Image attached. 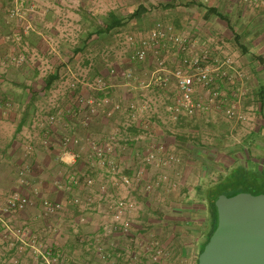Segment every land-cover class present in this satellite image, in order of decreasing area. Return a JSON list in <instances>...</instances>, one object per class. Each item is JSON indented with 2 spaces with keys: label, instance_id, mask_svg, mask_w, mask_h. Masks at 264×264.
<instances>
[{
  "label": "crops",
  "instance_id": "0c3cea01",
  "mask_svg": "<svg viewBox=\"0 0 264 264\" xmlns=\"http://www.w3.org/2000/svg\"><path fill=\"white\" fill-rule=\"evenodd\" d=\"M154 1L33 0L26 18L19 19L7 15L11 0H0V53L15 50V44L3 36L20 31L21 45L28 56V61L19 66L0 64V203L12 191L26 194L30 199L24 208L1 215L0 264H43L31 247L34 236L44 246L62 249L71 264H101L79 239L80 235L99 230L100 216L84 211L82 205H69L67 198L71 195L85 197L102 185L113 194L122 195L127 190L109 179L101 168L90 166V149L85 142L90 137L128 133L116 157L122 171L128 175L142 164V157L151 145H161L163 155L174 153L179 157L176 165L167 168L162 164L146 165L144 173L145 179H151L165 169L176 180L175 186L164 184L150 193L134 195L141 204L134 224L140 241L154 239L173 251V257L162 264L197 263L207 215L202 216L198 225H190L191 221L181 219L180 212L174 211L173 206H188L194 200L206 201L205 191L214 183L204 184V166L211 160L209 150L220 152L233 144L232 150L239 147L245 154L249 150L262 157L261 163L264 161V24L261 12L238 0H214L216 8L213 4H208L209 7L197 4L207 13L194 22L189 21L186 12L179 10L191 6L192 0H182L183 8L174 5L173 0H159L164 10L161 16L151 17L154 6L150 4ZM168 3L174 4L168 6ZM158 20L172 25L181 34H188L200 44L206 43L210 51L216 47V51H211L216 56L233 59L244 76L234 81L219 80L217 85L224 90L227 101L234 102L239 113L246 116L244 120L228 118L213 109L172 118L166 110V103L175 94L170 73L165 85L153 83L133 89L123 85L121 73L125 69L139 73L140 84L151 79L155 67L153 55L149 53L142 63L132 61L125 36H142ZM213 25H216V33L204 28ZM236 35L245 46V52L237 45ZM208 36L215 39L208 42ZM227 40L235 46L230 47ZM234 49L241 55L239 58ZM181 55H177L173 47L164 53L169 70L179 64ZM79 73L88 81L102 79L110 85V103L106 108H111L113 102L122 105L133 102L138 107L146 102L147 111L137 112L132 118L121 109L113 111L111 117L98 112L85 119L77 110L76 94L102 96L103 93L85 85L71 92L68 83ZM52 113L58 114V120L48 123L46 117ZM125 123L130 126L126 127ZM65 136L79 139L70 144L66 152L61 147ZM224 139L228 140V147ZM25 168L29 172L23 182L21 173ZM216 169L220 171V165H216ZM75 171L91 176L93 183L90 186L81 183L70 191L57 186L56 182L66 181ZM45 198L61 202L64 211L45 215L41 205ZM80 215L86 219L75 229L73 223ZM175 216L182 220L181 225L172 222ZM182 226L190 230L178 228ZM188 234L190 239L185 238Z\"/></svg>",
  "mask_w": 264,
  "mask_h": 264
},
{
  "label": "built area",
  "instance_id": "2783aa9c",
  "mask_svg": "<svg viewBox=\"0 0 264 264\" xmlns=\"http://www.w3.org/2000/svg\"><path fill=\"white\" fill-rule=\"evenodd\" d=\"M59 1V0H58ZM244 6L251 9H258L264 24V0H238ZM33 0H11L7 7V15L11 18L25 19L27 10L31 9ZM6 41L15 44V50L7 53H0V64L3 66H19L28 61V56L22 48V33L13 31L3 36ZM208 42L215 39L208 36ZM128 47L131 48L130 58L136 63H142L147 59L149 53L154 57L155 67L151 72V79L145 84L141 83L139 73L134 69H125L122 73L123 85L128 89L139 86H150L157 83L165 85L168 74L174 79L175 94L166 103V110L174 119L181 115H192L197 111L209 109L222 112L228 118L244 120L246 116L239 113L234 102H228L224 90L217 85L219 80L234 81L236 77L244 76L242 70L238 69L230 57H220L211 51L206 43H198L188 34H181L172 25L156 21L153 27L142 36L128 34L125 36ZM200 44V45H199ZM173 47L177 55L182 54L179 64L171 71L166 65L164 53ZM113 71V70H112ZM114 72V71H113ZM140 84V85H139ZM79 85H85L92 89L101 91L102 96L77 95L75 103L85 119L101 112L111 117L113 111L124 109L129 116L134 118L137 112H145L148 109L146 102L138 107L133 102L122 105L113 102L111 108H106L110 103L108 93L110 85L102 79L88 81L84 74H74L68 83L71 92L77 90ZM1 106V102H0ZM48 123H55L58 114L47 115ZM125 126H130L125 123ZM128 137V133H108L100 138L90 137L85 142L89 146V164L92 167L101 168L108 175L109 179L126 188L125 194H113L102 185L99 190L85 197L71 195L67 202L71 206L82 205L84 211L97 213L100 218L99 230L90 235H80L79 239L85 242L95 260L101 264H162L173 257V251L168 246L158 243L154 239L140 241L134 232L136 217L139 216L141 204L134 197L136 193H150L166 184L175 186L176 180L164 169L159 171L151 179H145L146 165H163L165 168L176 165L180 159L174 153L163 155L161 145H151L147 153L142 157V164L136 168L132 175L125 174L121 165L116 161L119 148ZM76 137L65 136L62 138L61 147L66 152L70 144L77 143ZM163 169V168H162ZM29 170L22 171V181H25V174ZM81 183L90 186L93 178L87 174L72 172L64 182H56L57 186L65 191ZM30 203L26 194L19 191H12L7 194L4 201L0 203V223L3 222L1 215L6 212L16 211L24 208ZM45 215H55L64 211V205L55 200L45 198L41 202ZM85 216L80 215L75 229L85 221ZM21 234L22 231L18 230ZM31 247L33 253L38 256L43 264H71L70 259L62 249H54L51 246H44L32 237Z\"/></svg>",
  "mask_w": 264,
  "mask_h": 264
},
{
  "label": "water",
  "instance_id": "95a60500",
  "mask_svg": "<svg viewBox=\"0 0 264 264\" xmlns=\"http://www.w3.org/2000/svg\"><path fill=\"white\" fill-rule=\"evenodd\" d=\"M215 215L196 264H264V192L226 191L215 201Z\"/></svg>",
  "mask_w": 264,
  "mask_h": 264
},
{
  "label": "rangeland",
  "instance_id": "374dc122",
  "mask_svg": "<svg viewBox=\"0 0 264 264\" xmlns=\"http://www.w3.org/2000/svg\"><path fill=\"white\" fill-rule=\"evenodd\" d=\"M177 1L174 0L176 6L183 8L182 7L183 5H181L182 0H177ZM198 3L205 5L207 7H209L208 4H213V5H215L213 7L216 8V1L214 2V0H212V2H210V3L209 2L202 3V1L192 0L191 6L185 8V9L183 8V9H179V10L184 11L188 14L189 21L191 20V21L196 22L197 19L202 18L204 16V14L207 13L204 11L202 6L197 5ZM162 4L163 3H159V0L158 1L155 0L153 3L150 4V5L154 6L152 8L153 10L151 9L152 11L150 12L151 17H156L157 15L161 16V12H162V10H164V8L161 7ZM174 8H176V7H174ZM175 12H177V10H175ZM208 15L212 16L213 14H208ZM191 23L192 22H190L189 24H191ZM204 28L208 29L209 31L212 30V31H210L212 33H216V25L210 26L208 28L207 27H204ZM230 28L233 29V27H230ZM227 44L230 47L235 46L234 44L231 43V41H229V43H228V40H227ZM234 51H236V49H234ZM240 56L241 55H239L237 52V57L239 58ZM224 140H225L224 144L226 145L225 147H228V145H229L228 140L227 139H224ZM232 147H233V144L231 145V148ZM231 148H225L224 150H221L220 152H217L216 150H213V151L209 150L210 154H211V157H210L211 160L210 159L208 160L206 158L207 156H204L209 161V162L207 161V163H205V166H204V168H205L204 173L206 174V176L204 177V184L205 183H213V182L217 181L218 179L223 178L224 176L227 175V173H229L230 169L236 165H249L250 164V162L247 161V159L245 157L246 154L244 153V151L241 148H239V147L235 148L234 147L233 149H235V150H232ZM236 150H238L239 152L236 153L235 152ZM216 165L217 166L220 165V168H221L220 171H218L216 169ZM201 172H202V170H199V173H201ZM194 173L196 174V171H194ZM205 205H206L205 201L204 202H197L194 200V202L191 204H188V206H185L184 204H181L180 206L177 205L175 207L173 206V210L180 212L181 219L184 218L183 220H185V221L187 219H189L191 221L190 225L196 226V225H198V223L201 222L202 216L205 217L207 215ZM194 215H196V216L194 217ZM192 217H194V218H192ZM181 219H179V216H175V218L172 219L173 220L172 222L180 224L179 222L182 221ZM199 227H200V224H199ZM207 227H208L207 222H204V233H205ZM178 228L181 230L187 229L184 226H182L181 228L180 227H178ZM187 230H190V229H187ZM181 232H183V231H181ZM185 238L190 239L191 235L188 234L187 236H185ZM204 238H205V234H204Z\"/></svg>",
  "mask_w": 264,
  "mask_h": 264
},
{
  "label": "trees",
  "instance_id": "16d2710c",
  "mask_svg": "<svg viewBox=\"0 0 264 264\" xmlns=\"http://www.w3.org/2000/svg\"><path fill=\"white\" fill-rule=\"evenodd\" d=\"M173 4L174 3H168L167 5L173 6ZM212 10L216 12L215 9ZM236 42L240 49L245 52L246 48L243 43L239 41V35H236ZM258 57L260 58V56ZM245 157L247 161L250 162L249 165H236L234 168L230 169L226 176L215 181L205 191V207L207 211L206 217L208 227L204 233L205 238L203 243L200 245L198 254L207 242L214 228L216 220L215 201L221 194L237 188H242L243 190L251 193L264 192V161L262 163L260 162L262 157L254 155L249 150H247ZM259 166H261V168H259Z\"/></svg>",
  "mask_w": 264,
  "mask_h": 264
}]
</instances>
